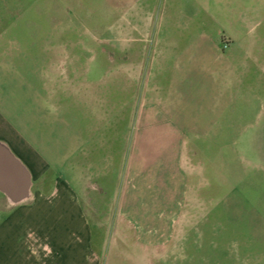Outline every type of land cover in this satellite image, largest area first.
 I'll list each match as a JSON object with an SVG mask.
<instances>
[{"label": "rangeland", "instance_id": "rangeland-1", "mask_svg": "<svg viewBox=\"0 0 264 264\" xmlns=\"http://www.w3.org/2000/svg\"><path fill=\"white\" fill-rule=\"evenodd\" d=\"M126 2L0 0V89L34 84L39 105L64 120L84 251L93 264H264V59L237 68L230 107L195 113L204 123L180 136L146 128L148 113L138 118L143 79L136 98L123 93L124 60L140 45L150 52L161 35L195 71L194 42L231 18L245 36L258 22L264 36V0H130L124 10ZM126 186L140 192L127 198L139 209L123 208Z\"/></svg>", "mask_w": 264, "mask_h": 264}, {"label": "crops", "instance_id": "crops-1", "mask_svg": "<svg viewBox=\"0 0 264 264\" xmlns=\"http://www.w3.org/2000/svg\"><path fill=\"white\" fill-rule=\"evenodd\" d=\"M126 1L124 10L130 7V0ZM258 15L255 11L247 18ZM230 20L217 36L194 42L192 47L201 50L190 60L195 71L176 56V44L161 35L158 40L155 37L150 52L147 45H140L138 57L124 60V96L136 98L133 86L144 80L146 92L138 118L142 113L150 115L152 121L146 122L150 124L146 128L162 125L167 134L176 130L180 136V129L204 123L195 113L205 116L206 111L215 112L219 107L223 111L233 104H228L227 98L236 96V70L263 61L264 36L256 30L258 22L245 36L237 16ZM157 28L155 33L162 32ZM222 38L228 41L225 50ZM248 49L250 52H245ZM37 101L34 84L28 83L21 94L0 89V264H93L83 247V200L66 181L68 143L61 136L64 120L52 115L49 102L39 105ZM132 189L126 186L122 191L123 208L139 209L136 201L135 206H129L134 203L127 200L131 191L135 192L133 199L140 200V192Z\"/></svg>", "mask_w": 264, "mask_h": 264}, {"label": "water", "instance_id": "water-1", "mask_svg": "<svg viewBox=\"0 0 264 264\" xmlns=\"http://www.w3.org/2000/svg\"><path fill=\"white\" fill-rule=\"evenodd\" d=\"M10 162H11V161H10ZM11 163L14 164V166H16L14 162H11Z\"/></svg>", "mask_w": 264, "mask_h": 264}]
</instances>
